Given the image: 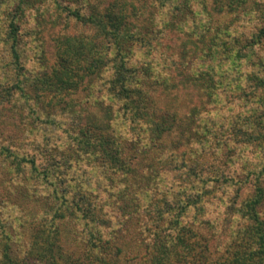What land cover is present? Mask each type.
<instances>
[{
    "label": "trees",
    "instance_id": "1",
    "mask_svg": "<svg viewBox=\"0 0 264 264\" xmlns=\"http://www.w3.org/2000/svg\"><path fill=\"white\" fill-rule=\"evenodd\" d=\"M79 1L82 10L70 8L69 14L83 26L87 25L91 32L81 31L78 36L66 38L62 49L58 48L56 67L42 79L40 85L43 87L35 89L41 93L38 91L30 97L23 81L21 85L5 87L0 92V98L6 94L8 99L17 91L25 97L24 101L32 99L43 109L50 124L57 123L58 119V128L72 141L68 146L73 151L62 155L60 162L39 168L33 158L11 153L6 146L0 149V155L6 154L15 164L14 175L25 174L23 162H29L33 167L27 171L30 174L27 178L33 177L38 183L45 179L50 185V188L45 187L44 201L34 206L37 214L21 225L19 221L13 229L19 228L17 232L10 230L12 220L4 214L6 206L0 201V264H264V182L253 184V193L238 205L239 217L245 222L227 232L229 239L218 251L213 249L212 242L217 243L219 235L202 232L209 226L213 230L216 228L210 225L211 221L202 217L190 221L183 216L189 208H203L201 201L212 192L210 185L192 187V175L199 173H192V165H188L184 153L166 156L157 162L156 158L163 152L161 146L160 154L153 156L155 160L152 157L156 161L154 164L144 161L157 147L155 141L164 132L168 136L174 133L179 126L173 128L172 123L157 119L159 109L153 98L150 99L152 89L140 80L145 84L155 82L158 65L149 52L146 61L134 57V45L141 47L148 43L150 48L157 49L159 39L168 30H176L192 42V23H188L192 0L158 2L164 7L167 1L172 3L171 15L156 19L154 14L148 18V26L143 27L140 22L148 15L149 7L137 9L133 6L129 14L125 2L118 1L94 13L86 0ZM14 18L8 24L6 39L11 42V65L15 70H23L18 50L19 25ZM156 20L161 22L162 28L152 34L151 22ZM251 42L253 39L246 41V46ZM159 51L161 67L183 71L179 66L181 58L176 59L165 50ZM255 78L254 87L264 91V76L255 74ZM84 82L91 86H87L88 89L94 88L95 104L77 108L72 95L78 93V84ZM96 82L97 89L92 87ZM90 93L86 95L89 98L93 96ZM42 95H50L51 101L42 105L39 100ZM112 102L117 104L116 110L112 109ZM114 112L116 115L122 112L131 122L146 124L149 134L139 145V153L126 155L129 151L118 139L119 132L110 124L116 118ZM61 116L69 120L64 122ZM132 128L136 130L135 126ZM183 133L179 129L172 141L190 137ZM171 146L174 147L173 143ZM89 157L97 159L98 164H92ZM78 160L84 164H78ZM73 162H77V171L70 169ZM94 165L100 172L92 178L90 173L91 169L95 171ZM59 167L64 169L61 171L64 178L58 174ZM153 170L174 173L177 179H171L169 187L179 184L176 198L160 195ZM5 174L0 169V197L2 188L8 187L3 179ZM24 207L17 205L15 208L18 217L22 216ZM24 223L30 230L25 235L26 244L21 233Z\"/></svg>",
    "mask_w": 264,
    "mask_h": 264
},
{
    "label": "rangeland",
    "instance_id": "2",
    "mask_svg": "<svg viewBox=\"0 0 264 264\" xmlns=\"http://www.w3.org/2000/svg\"><path fill=\"white\" fill-rule=\"evenodd\" d=\"M86 1L91 10L94 9L92 12L103 10L118 1L125 2L129 14L133 6L137 9L149 7L148 15L140 22L142 27L148 26L150 16L155 14L156 19L169 18V11L173 10L169 1L165 7L164 4L160 6L158 2L164 3L162 0ZM191 4L192 17L188 23H192V42L176 30H168L159 39L160 46H156L157 49L150 48L148 43L141 47L139 44L134 45V57L139 56L146 61L149 52L151 59H155L158 65L155 82L145 84L144 80H140L144 86L150 85L152 89L150 99L153 98L159 109L157 119L172 123L173 128L180 127L169 136L164 132L155 141L158 148H153L154 152L147 155L144 161L152 165L156 161L161 162L166 156L184 153L188 165H192V173H199L198 176L192 175V187L195 184L198 188L210 185L212 192L206 195V200L201 201L203 208H189L183 216L190 221L197 217L209 219L210 225L216 228L213 230L209 226L203 228L202 232L219 235L217 243L212 242L213 249L219 251L229 239L227 232L234 231L245 222L239 217L238 205L253 193V184L264 182V91L254 87L255 74L264 76V0H192ZM80 6L79 0H0V92L5 87L21 85L22 81L27 84L25 90L30 97L40 92L35 89L43 87L40 85L42 79L56 67L58 48L62 49L66 38L78 36L81 31L91 32L87 25L83 26L69 14L68 9H81ZM12 17L19 25L18 50L23 70H15L11 65V42L6 36ZM151 23L152 34L162 28L159 20ZM251 39L253 42L246 46V41ZM159 49L176 56V59L181 58L179 66L183 71H168L161 67V61L158 64ZM160 68L163 70L160 71ZM87 86L85 82L78 84V93L72 95L77 108L84 104H95L94 88L88 89ZM92 87L97 89V82ZM13 93L14 96L8 99L6 94L0 98V149L6 146L11 153L33 158L39 168L60 162L62 155L73 153L68 146L72 141L58 128L60 121L57 119V123L50 124L43 109L32 99L24 101L25 97L17 91ZM89 93L93 95L91 98L86 96ZM49 96L40 97L42 105L51 101ZM112 109H117L116 103H113ZM114 113L116 118L110 124L119 132L118 139L129 151L126 155L139 153V145L149 134L146 124L131 122L122 112H117L118 115ZM63 119L64 122L69 120L68 117ZM134 126L136 130L132 128ZM179 129L190 137L172 141ZM172 143L174 147H170ZM161 146L163 152L160 154ZM157 154L160 157L154 161L153 156ZM5 155H0V169L6 172L3 179L8 182V187L5 190L2 188L0 201L5 204L2 206H6L4 214L9 221L12 220L13 227L10 226V230L17 232L19 228L13 229L19 221L21 225V222L37 214L38 209L34 206L44 201L47 193L45 187L50 188V185L45 179L38 183L33 177L27 178L30 176L27 171L33 167L29 162H23L25 174L14 175L15 164L11 163V157ZM89 158L92 164L97 160ZM77 162L84 164L82 160ZM77 162H73L70 169L77 171ZM94 169L90 173L92 178L100 172L95 165ZM63 170V167L58 168L61 178L65 177L61 174ZM154 174L157 176L160 195L176 198L179 184L169 187L171 179H177L174 173L162 170L154 171ZM17 205L25 206L20 217L15 210ZM27 226L24 223V231L21 230L25 244V235L30 232Z\"/></svg>",
    "mask_w": 264,
    "mask_h": 264
}]
</instances>
